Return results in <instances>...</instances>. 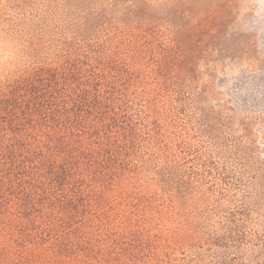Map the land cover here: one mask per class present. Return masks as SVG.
Returning a JSON list of instances; mask_svg holds the SVG:
<instances>
[{
  "label": "rangeland",
  "instance_id": "obj_1",
  "mask_svg": "<svg viewBox=\"0 0 264 264\" xmlns=\"http://www.w3.org/2000/svg\"><path fill=\"white\" fill-rule=\"evenodd\" d=\"M0 34L23 57L0 87L88 56L143 123L87 218L0 215V264H264V0H0Z\"/></svg>",
  "mask_w": 264,
  "mask_h": 264
},
{
  "label": "trees",
  "instance_id": "obj_2",
  "mask_svg": "<svg viewBox=\"0 0 264 264\" xmlns=\"http://www.w3.org/2000/svg\"><path fill=\"white\" fill-rule=\"evenodd\" d=\"M110 63L67 58L0 87V215L37 234L87 218L98 178L139 138ZM146 127V126H145Z\"/></svg>",
  "mask_w": 264,
  "mask_h": 264
},
{
  "label": "clouds",
  "instance_id": "obj_3",
  "mask_svg": "<svg viewBox=\"0 0 264 264\" xmlns=\"http://www.w3.org/2000/svg\"><path fill=\"white\" fill-rule=\"evenodd\" d=\"M22 59L19 45L0 34V83L5 82L16 71Z\"/></svg>",
  "mask_w": 264,
  "mask_h": 264
}]
</instances>
